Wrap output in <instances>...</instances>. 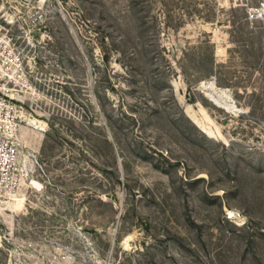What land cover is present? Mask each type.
<instances>
[{
  "label": "rangeland",
  "instance_id": "374dc122",
  "mask_svg": "<svg viewBox=\"0 0 264 264\" xmlns=\"http://www.w3.org/2000/svg\"><path fill=\"white\" fill-rule=\"evenodd\" d=\"M0 28V264H264V0H0Z\"/></svg>",
  "mask_w": 264,
  "mask_h": 264
},
{
  "label": "built area",
  "instance_id": "2783aa9c",
  "mask_svg": "<svg viewBox=\"0 0 264 264\" xmlns=\"http://www.w3.org/2000/svg\"><path fill=\"white\" fill-rule=\"evenodd\" d=\"M10 38L0 28V188L19 184L18 119L21 104L9 93L8 84L23 78L22 60L9 46Z\"/></svg>",
  "mask_w": 264,
  "mask_h": 264
},
{
  "label": "bare ground",
  "instance_id": "6f19581e",
  "mask_svg": "<svg viewBox=\"0 0 264 264\" xmlns=\"http://www.w3.org/2000/svg\"><path fill=\"white\" fill-rule=\"evenodd\" d=\"M211 84V83H210ZM209 87H210V85H209ZM210 93V92H209ZM212 96H213V94H211ZM0 242H1V235H0Z\"/></svg>",
  "mask_w": 264,
  "mask_h": 264
}]
</instances>
